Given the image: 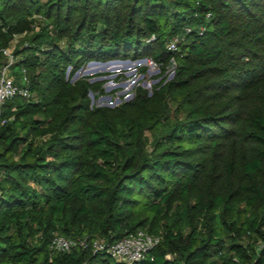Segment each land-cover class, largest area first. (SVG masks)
Instances as JSON below:
<instances>
[{"label": "trees", "instance_id": "obj_1", "mask_svg": "<svg viewBox=\"0 0 264 264\" xmlns=\"http://www.w3.org/2000/svg\"><path fill=\"white\" fill-rule=\"evenodd\" d=\"M15 35L32 97L0 121V264H127L52 239L138 230L161 241L137 264H264V0H0V69ZM125 57L174 77L92 108L104 81L66 76Z\"/></svg>", "mask_w": 264, "mask_h": 264}, {"label": "rangeland", "instance_id": "obj_2", "mask_svg": "<svg viewBox=\"0 0 264 264\" xmlns=\"http://www.w3.org/2000/svg\"><path fill=\"white\" fill-rule=\"evenodd\" d=\"M7 57V56H6ZM8 61L9 58L7 57ZM152 58H118L109 61H90L72 73L73 68L69 66L66 71L67 78L76 82L83 76L89 77V81H104L102 89L90 90L88 93L90 105L92 108L109 107L115 108L125 101L132 100L135 96L136 88L142 87L148 90L149 95L153 94L154 85L160 82L164 77V83L174 77L175 63L172 62L166 70ZM112 62L109 65L107 62ZM93 62V63H92ZM95 62V63H94ZM146 66L147 70L141 68ZM5 67V66H4ZM1 67L0 72L4 69ZM72 73V74H71ZM9 75L15 78L17 83H23L21 68L15 66L9 70ZM149 142L153 140V134H148ZM151 145H148V149Z\"/></svg>", "mask_w": 264, "mask_h": 264}, {"label": "built area", "instance_id": "obj_3", "mask_svg": "<svg viewBox=\"0 0 264 264\" xmlns=\"http://www.w3.org/2000/svg\"><path fill=\"white\" fill-rule=\"evenodd\" d=\"M42 19L41 15L35 16ZM39 27H36L38 29ZM21 36L15 35L10 48L2 49L3 54L8 58V65L0 72V121L4 123L3 109L7 100L14 97L31 98L32 92L29 86L28 77L25 71H22L23 83H17L15 78L9 75L8 67L13 62V48L20 42ZM179 37H175L171 43L170 48L175 50ZM152 62L155 64L152 60ZM161 241L159 236L148 233L145 230H138L131 233L119 241L110 243L103 238L77 237L68 238L56 233L52 239V248L58 252L70 251L74 247L88 248L93 253H106L119 262L127 264H137L144 260L146 254L153 250ZM83 264H88L87 262Z\"/></svg>", "mask_w": 264, "mask_h": 264}, {"label": "water", "instance_id": "obj_4", "mask_svg": "<svg viewBox=\"0 0 264 264\" xmlns=\"http://www.w3.org/2000/svg\"><path fill=\"white\" fill-rule=\"evenodd\" d=\"M112 62H115V61H110V62H107L108 64L112 63ZM93 63V62H92ZM95 63V62H94Z\"/></svg>", "mask_w": 264, "mask_h": 264}, {"label": "bare ground", "instance_id": "obj_5", "mask_svg": "<svg viewBox=\"0 0 264 264\" xmlns=\"http://www.w3.org/2000/svg\"><path fill=\"white\" fill-rule=\"evenodd\" d=\"M112 64H113V63H110L109 65H107V67L110 66V65H112Z\"/></svg>", "mask_w": 264, "mask_h": 264}]
</instances>
